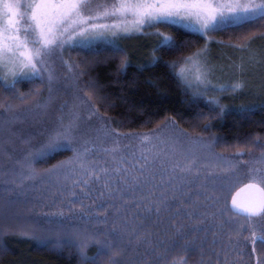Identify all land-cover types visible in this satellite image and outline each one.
I'll return each mask as SVG.
<instances>
[{"label": "trees", "instance_id": "obj_1", "mask_svg": "<svg viewBox=\"0 0 264 264\" xmlns=\"http://www.w3.org/2000/svg\"><path fill=\"white\" fill-rule=\"evenodd\" d=\"M263 27L264 18L251 19L212 34L242 46L253 40L255 49ZM151 29L170 35L172 46H147L142 57L111 43L66 47L65 64L108 133L147 136L172 123L209 139L218 158L244 164L264 153L263 99L227 97L224 109L179 74L206 36L176 23ZM44 84L39 76L0 78V264H264V241L253 237H264V225L230 207L245 182L237 173L207 164L193 174L186 160L156 149L116 150L114 138L77 148L36 131V118L5 116L25 112L11 102L34 99Z\"/></svg>", "mask_w": 264, "mask_h": 264}, {"label": "rangeland", "instance_id": "obj_2", "mask_svg": "<svg viewBox=\"0 0 264 264\" xmlns=\"http://www.w3.org/2000/svg\"><path fill=\"white\" fill-rule=\"evenodd\" d=\"M30 2L31 0H21L22 4ZM148 2L152 3L153 0H148ZM236 2L237 0H206L204 10L206 12L215 11L225 4L235 7ZM248 2L249 0H239L240 4ZM95 3L111 5L116 3V0H95ZM13 11L24 12L26 9L16 8ZM133 20L132 16L126 18L117 16L95 22L89 21V24H117L121 27L105 30L103 36H97L94 32H90L83 36L76 35L68 41L67 37L72 35V29H70L63 37L67 42L62 46H51L42 52V63H36L35 59L33 60L38 69L34 72L31 66H25L27 61L20 56V53L23 52L25 56H28L34 53L36 48H40V44L32 43L33 40L38 39V35L28 34L26 38L24 28L27 25L19 16L9 17L6 13H0V45L12 49L10 53L0 58V78L6 83H12L19 78H36L38 76L45 81L44 85L35 87L36 96L34 99L30 101L25 99L19 101L18 99L11 102L13 106L26 104L25 112L19 111V109L13 112L6 111L5 116L12 119L27 114L32 119H37V122L34 123L39 125L35 127L36 131L45 133L43 128H46L53 131L54 136L59 137L66 145L70 146L74 143L77 148L83 143L100 141L102 138L106 140L114 138L112 134L108 133L107 120L95 113L91 104L87 103V97L83 95L81 89L79 90L80 84L76 69L74 73L65 64L66 47L111 43L118 44L125 49L130 46L133 50L136 49V55L139 54L138 56L142 57L147 53V46L151 47V51L154 46L164 44L163 37H171L151 29L152 24L143 25L140 31L123 32V27H133ZM239 22L230 21L220 24L216 28ZM176 24L205 35L207 40L206 45L189 56L192 59L184 61L179 68V74L181 69H184V74L180 76L188 88L206 95L215 103L221 102L224 109L228 107L224 103L227 97L229 99L232 97L233 99L260 98L264 100V35L254 49L253 40L242 46L215 38L212 34L213 29L206 32L199 31V24L195 22L194 17L190 25L188 21L184 20ZM73 27L78 33L81 28L87 27V25ZM112 32L117 34L113 36ZM20 43H24L26 46L17 49L16 45ZM219 44H229L231 48L223 49L218 46ZM198 75L201 76V81H197ZM237 84L240 85L239 88L235 87ZM168 124L156 133L151 132L152 134L147 136L115 135L116 137L111 142L117 144L116 150H127L132 154L137 148H141L143 152L148 149H156L160 155L170 160H186L187 164L183 163L184 169L193 170L190 171L193 174L204 170L205 166L203 167V165L208 164L213 166L214 171L221 167L228 168L238 174L239 180L257 182L264 186V153H251L250 158L244 160V164L231 158H218L213 154L209 139L191 137L175 124ZM132 157L127 155L125 158L131 160ZM252 218L258 219L254 222L255 224L264 225V215Z\"/></svg>", "mask_w": 264, "mask_h": 264}, {"label": "snow or ice", "instance_id": "obj_3", "mask_svg": "<svg viewBox=\"0 0 264 264\" xmlns=\"http://www.w3.org/2000/svg\"><path fill=\"white\" fill-rule=\"evenodd\" d=\"M205 5L206 0H153L152 3L148 0H116V3L111 5L97 4L95 0H31L30 3L23 4L21 0H0V13H6L9 17L19 16L27 25L24 28L26 38L28 34L38 35V39L33 40L32 43L40 44V48H36L34 53L28 56H25L23 52L20 53V56L27 61L25 66H31L34 72L38 71L36 63H42V52L51 46H62L67 42L63 37L70 29H72V35L67 37L68 41L76 35L83 36L90 32L103 36L105 30L121 27L117 24H89V21L132 16L134 17L133 27L122 28L123 32L129 33L133 30L140 31L143 25L154 22L179 23L184 20L190 25L194 17L195 22L199 24L198 30L206 32L230 21L264 18V0H258V2L249 0L246 4H240L237 0L235 7L225 4L211 12L204 10ZM16 8H24L26 11L14 12ZM81 25H87V27L81 28V31L77 33L73 26ZM111 34L115 36L117 33L112 32ZM171 39V37H163L164 46H172ZM25 46L24 43H20L16 45V48ZM11 51V48L0 45V58ZM34 59L36 63L33 62ZM183 74L184 69H181L180 75ZM196 79L201 81V76L198 75ZM235 87L239 88L240 85L237 84ZM233 210L248 218L262 216L264 215V201L245 208H240L233 203ZM253 237L255 240L264 241V237H256L255 233ZM173 264H186V262L182 258L179 261H173Z\"/></svg>", "mask_w": 264, "mask_h": 264}, {"label": "water", "instance_id": "obj_4", "mask_svg": "<svg viewBox=\"0 0 264 264\" xmlns=\"http://www.w3.org/2000/svg\"><path fill=\"white\" fill-rule=\"evenodd\" d=\"M261 201H264V186L257 182H246L232 195L230 207L233 210V203H235L238 207L245 208L258 204ZM233 212L239 214L235 210Z\"/></svg>", "mask_w": 264, "mask_h": 264}]
</instances>
